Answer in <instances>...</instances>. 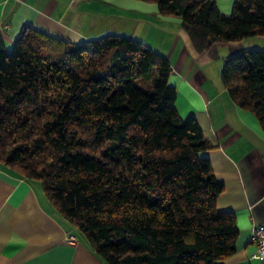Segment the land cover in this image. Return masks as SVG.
I'll list each match as a JSON object with an SVG mask.
<instances>
[{
  "label": "trees",
  "instance_id": "trees-1",
  "mask_svg": "<svg viewBox=\"0 0 264 264\" xmlns=\"http://www.w3.org/2000/svg\"><path fill=\"white\" fill-rule=\"evenodd\" d=\"M146 1L181 16L199 53L264 35V0L230 15L215 0ZM171 71L124 36L73 43L26 25L12 51L0 39V164L41 181L107 264H221L236 250L225 185L197 118L176 109ZM221 79L264 130V49L232 55Z\"/></svg>",
  "mask_w": 264,
  "mask_h": 264
},
{
  "label": "crops",
  "instance_id": "crops-1",
  "mask_svg": "<svg viewBox=\"0 0 264 264\" xmlns=\"http://www.w3.org/2000/svg\"><path fill=\"white\" fill-rule=\"evenodd\" d=\"M230 15L236 0H215ZM77 43L106 35L134 38L167 58L168 82L177 91L180 116L197 118L209 159L224 191L219 210L235 215L239 234L233 255L221 264H264L251 259L254 225L264 222V130L223 84L226 61L244 50L264 49V35L214 44L197 52L183 20L162 15L146 0H0V39L13 48L24 26ZM78 227L49 202L42 183L0 164V264H107ZM74 235L76 243L66 237Z\"/></svg>",
  "mask_w": 264,
  "mask_h": 264
},
{
  "label": "built area",
  "instance_id": "built-area-1",
  "mask_svg": "<svg viewBox=\"0 0 264 264\" xmlns=\"http://www.w3.org/2000/svg\"><path fill=\"white\" fill-rule=\"evenodd\" d=\"M66 239L70 244L76 243L74 235H68ZM251 241L255 246L251 259L264 260V222L253 226Z\"/></svg>",
  "mask_w": 264,
  "mask_h": 264
},
{
  "label": "rangeland",
  "instance_id": "rangeland-1",
  "mask_svg": "<svg viewBox=\"0 0 264 264\" xmlns=\"http://www.w3.org/2000/svg\"><path fill=\"white\" fill-rule=\"evenodd\" d=\"M9 51H12V48L8 49ZM261 50V49H259ZM145 87V85L143 86V88ZM77 232H79V229L77 230Z\"/></svg>",
  "mask_w": 264,
  "mask_h": 264
}]
</instances>
